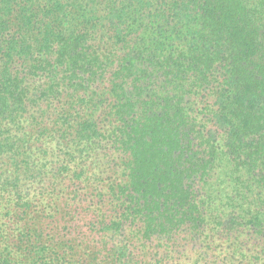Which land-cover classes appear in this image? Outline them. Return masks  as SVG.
I'll list each match as a JSON object with an SVG mask.
<instances>
[{"label": "trees", "instance_id": "obj_1", "mask_svg": "<svg viewBox=\"0 0 264 264\" xmlns=\"http://www.w3.org/2000/svg\"><path fill=\"white\" fill-rule=\"evenodd\" d=\"M0 264H264V0H0Z\"/></svg>", "mask_w": 264, "mask_h": 264}]
</instances>
